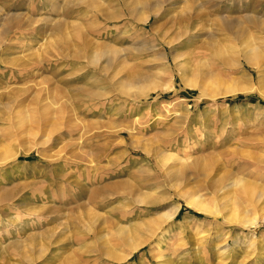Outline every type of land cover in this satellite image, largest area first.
Instances as JSON below:
<instances>
[{
    "label": "rangeland",
    "instance_id": "obj_1",
    "mask_svg": "<svg viewBox=\"0 0 264 264\" xmlns=\"http://www.w3.org/2000/svg\"><path fill=\"white\" fill-rule=\"evenodd\" d=\"M251 42L264 0H0V264H264Z\"/></svg>",
    "mask_w": 264,
    "mask_h": 264
},
{
    "label": "bare ground",
    "instance_id": "obj_2",
    "mask_svg": "<svg viewBox=\"0 0 264 264\" xmlns=\"http://www.w3.org/2000/svg\"><path fill=\"white\" fill-rule=\"evenodd\" d=\"M144 9H146L147 8V4L143 7ZM124 11V10H123ZM133 12V11H132ZM132 12L129 10L128 11V13H126L125 12V15H127V16H131L132 15ZM156 16V15H155ZM148 18H149V16H148V14H147V16L144 18L143 16L141 17V18H139V20H141V22H143V24L144 23H146V22H148ZM261 43V42H260ZM218 52H219V50H218ZM241 53V52H240ZM243 54H236L235 56V59H236V62H240V63H242V62H244V63H246L248 66H250L251 65V67L252 66H257V64L258 63H261V61L263 60L262 58H261V56H262V54L264 53V46L263 45H261L260 46V44H259V42H251V44H250V47L246 50V53L245 52H242ZM223 54V53H222ZM263 56H264V54H263ZM218 57H219V59H220V61H221V63H223V65H225V64H227V63H230L229 62V60L228 59H226L225 57H224V55L222 56L221 54H219L218 55ZM217 57V58H218ZM235 62V61H234ZM250 90V87H248V91ZM149 202V201H148ZM187 203H188V205H190L192 208H194V209H196L198 212L200 211V212H202V213H208V214H215V212H213L214 210H211V208L208 206V205H206V204H203V203H201V202H199V201H197V199L195 200V199H193V200H190V201H187ZM152 223H154V226L156 227L157 226V228L159 227L158 226V224L155 222V220H154V222L152 221ZM150 226V225H149ZM143 227H145V226H143ZM153 227V226H152ZM154 228V227H153ZM157 228H154V229H152V230H150V229H147L146 230V232L148 231V232H150V235H151V237L152 236H155V234H157V232H155V230L157 229ZM125 233H127V232H125ZM131 234V233H130ZM132 236V235H131ZM132 239V238H131ZM125 240V239H124ZM133 247V246H132ZM137 247V244L133 247V248H136Z\"/></svg>",
    "mask_w": 264,
    "mask_h": 264
}]
</instances>
